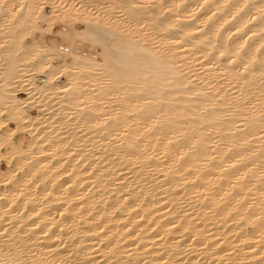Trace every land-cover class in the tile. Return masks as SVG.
<instances>
[{"label":"bare ground","instance_id":"obj_1","mask_svg":"<svg viewBox=\"0 0 264 264\" xmlns=\"http://www.w3.org/2000/svg\"><path fill=\"white\" fill-rule=\"evenodd\" d=\"M43 1L0 0V264H264V0H92L50 45Z\"/></svg>","mask_w":264,"mask_h":264},{"label":"rangeland","instance_id":"obj_2","mask_svg":"<svg viewBox=\"0 0 264 264\" xmlns=\"http://www.w3.org/2000/svg\"><path fill=\"white\" fill-rule=\"evenodd\" d=\"M57 1H60V0H53L52 2H51V0H49V2H48V0H46V1H43V2H41L42 3V5H41V7H43L42 8V10H44L45 12H48V11H52V14H50L49 15V17L51 18V28L49 27V25L48 24H43L42 26L45 28V29H49L50 28V30L53 32L52 33V35H50V34H47L45 37H46V41H47V43L50 45V42L52 41V40H55L54 39V37H53V35H55L54 33H58L59 31H61L63 28H67L68 29V31L70 30V25L66 22V18L65 17H63V16H65V14L64 15H62V17H61V14H62V12H64V13H68V11L69 12H76L77 14H82V12L83 13H85V16H87V17H93V18H97V19H100V20H104V19H106V18H108V19H110L111 17H115L116 16V14L114 13L115 12V10H108V9H106V10H104V9H101V7H103V6H105V5H99L98 3L99 2H93L92 0H76V3L74 4V3H72V2H70V0H67V2L66 3H64V1L63 0H61V2H60V4L62 3V5L60 6V8H61V10L60 11H57V10H59L58 8H55L54 6L56 5H58V4H53V3H55V2H57ZM80 1V3H78ZM135 2H136V4H140V2H144V1H140V0H135ZM146 2V1H145ZM148 2V1H147ZM151 2H153V4H152V8L155 10V12L157 13V14H159L160 16H164V13H165V11H164V8H165V5H166V2H165V0H151ZM79 5V7H81L82 6V11L81 10H79V9H76V8H74L73 9V7L75 6V5ZM98 5V6H97ZM149 5H151V3H149ZM164 7V8H163ZM17 10V9H16ZM90 10H93L92 12H90ZM57 11V12H56ZM59 12V13H58ZM17 14V11L15 12V14H14V16L16 17V18H18V16L16 15ZM162 14V15H161ZM84 15V14H83ZM126 17V16H125ZM126 21H127V18H126ZM133 21V20H132ZM132 21H128V22H126L124 25H123V30H127V33H130V34H132V36H138L137 35V33H136V29H135V26L136 25H133V24H136V22H132ZM138 22V21H137ZM49 23V24H50ZM9 23H7V25H8ZM6 24L5 25H3L4 27L5 26H7ZM10 25H8L6 28H8ZM146 26V28H148L147 26L148 25H145ZM4 27H1V30L3 31V29H4ZM8 29H10V27L8 28ZM8 29H5V30H7V31H5L4 30V32L2 33V31H1V33H2V35L1 36H7L8 35V31H10V30H8ZM31 36H32V38H34V39H39L40 37H41V34H40V32L39 31H37L36 29H34L33 28V30H31ZM4 34V35H3ZM138 40L140 39V38H137ZM28 41L30 42L31 41V39H28ZM59 43H60V45H66L67 47H69L70 46V44H69V42H67L66 40H61L60 39V41H59ZM77 48H78V50L80 51V52H89L85 47L83 48L82 46H81V44H77ZM6 61H7V59H6V56H5V54H1V52H0V72H2L4 69H5V65H6ZM67 62H69V60H67ZM29 69H31V68H28V69H26L27 71H30ZM25 70V72H27ZM28 73V72H27ZM26 73V74H27ZM1 74V73H0ZM25 73H22V77L20 76V78H19V81L21 80V78L24 80V76H26V74L24 75ZM24 77V78H23ZM26 80H29L28 82H35V80H33V79H31V78H25ZM38 79L40 80V79H43L42 77H38ZM66 80V78L65 77H63V78H61L60 79V81L61 82H64ZM22 81V80H21ZM28 82H27V84H28ZM18 83V82H17ZM17 85V84H16ZM15 84H14V87L16 86ZM19 85V84H18ZM17 87V86H16ZM28 88H30V87H28ZM18 89V92L17 93H23L22 91H20V89L21 88H17ZM93 90H95L96 88H92ZM28 91H30V92H32L30 89L28 90ZM30 92H28L26 95H23L22 97H24V98H31V96H34V99H32V100H30V102H33V101H39L40 103H36V104H34V105H36V106H38V105H41V104H43V106H42V108H41V110H45L44 111V114H47V115H45L44 116V119H47V118H51L52 117V113H54V112H52L54 109L56 110L57 108H58V104H57V101H59V100H55V101H53V97L54 96H52L51 95V98H49V97H47V96H39V95H33L32 93H30ZM97 92H95L94 94H96ZM122 96H124V95H120V94H117V96H114V97H122ZM34 105L33 106H31L30 107V105H29V108H28V114L31 116V118L33 117H36L37 115H38V111L36 110V107H34ZM55 105H56V107H55ZM49 109V110H48ZM48 110V111H47ZM54 110V111H55ZM52 112V113H51ZM51 113V114H50ZM36 115V116H35ZM51 116V117H50ZM54 121H56V120H54V119H50L49 120V122H54ZM38 122V118H37V120L34 122V123H37ZM9 124V126L12 128V129H15V134L13 135V136H11V140H12V142L13 143H15L16 144V146L17 147H15V153L16 154H18L20 151H21V148L24 146V145H26L27 143H31L32 142V140L31 139H29L30 138V135L28 136V134H26L27 132H29V130H28V128L27 129H24L23 131H25V132H19V129H20V127H21V124L19 123V122H17V121H14V122H9L8 123ZM31 128H33V127H31ZM28 130V131H27ZM81 130L82 129H80V130H78V132H81ZM27 131V132H26ZM79 134V136H81V135H83V134H81V133H78ZM79 138V137H78ZM81 138V137H80ZM83 138V137H82ZM81 138V139H82ZM24 139H25V141H24ZM5 150H3L2 152L3 153H5L4 152ZM13 165V164H12ZM11 167V164L10 163H8L7 162V158L6 157H3L2 159H0V170H2V171H6V170H8L9 168ZM22 172L24 171V169L23 170H21ZM19 172V174L20 175H22L21 173H20V170H18L17 171V173ZM16 173V174H17ZM19 174H17V175H19ZM19 175V176H20ZM32 182H30L31 184L33 183V182H35L37 179H36V177H32ZM37 182V181H36ZM8 186L6 185V187L4 188V187H2V188H0L1 189V191H4V189H9V188H7ZM38 187V186H37Z\"/></svg>","mask_w":264,"mask_h":264},{"label":"built area","instance_id":"obj_3","mask_svg":"<svg viewBox=\"0 0 264 264\" xmlns=\"http://www.w3.org/2000/svg\"><path fill=\"white\" fill-rule=\"evenodd\" d=\"M61 50H62V51H65V52H68V51H69L68 48H66V47H64V46H62Z\"/></svg>","mask_w":264,"mask_h":264}]
</instances>
